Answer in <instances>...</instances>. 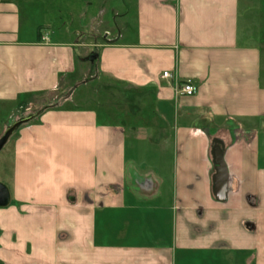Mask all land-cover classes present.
Listing matches in <instances>:
<instances>
[{
  "label": "crops",
  "instance_id": "1",
  "mask_svg": "<svg viewBox=\"0 0 264 264\" xmlns=\"http://www.w3.org/2000/svg\"><path fill=\"white\" fill-rule=\"evenodd\" d=\"M69 1L0 0V264H264V0Z\"/></svg>",
  "mask_w": 264,
  "mask_h": 264
},
{
  "label": "rangeland",
  "instance_id": "2",
  "mask_svg": "<svg viewBox=\"0 0 264 264\" xmlns=\"http://www.w3.org/2000/svg\"><path fill=\"white\" fill-rule=\"evenodd\" d=\"M47 2H48L47 3L48 5L51 4L50 1H47ZM66 2L65 3L60 2L57 5V7L60 6L61 12L65 11ZM91 2L95 4L93 6L94 9L92 11V14H95V15L99 14L100 7L102 9L101 18H99L97 20L98 22H97L96 28L91 29V32L94 33V35H91V36L93 38L98 36L99 39H102V40H104L103 38L107 39V37L109 39L110 38L109 33L111 32V21L113 19L114 12L115 11H121L123 9V6L127 3H126V1L122 2V0H93V1L91 0ZM121 3H124V5L122 4V6H121ZM67 5H71V7H74L75 6V0L69 1L67 3ZM118 5H119V8H114ZM51 9L54 10L53 8H51ZM55 10H56V7H55ZM74 12L76 14V10ZM67 13H68L67 14L68 17H66V21H69L68 25H70L72 22V16H70L69 12H67ZM63 15H64V13H63ZM119 19L121 20V18H119ZM60 20H62V18H60ZM105 42H107V40H105ZM100 81H101L102 86H109V87L111 86L112 87L111 89L116 90L117 92L121 93L124 96L128 95V92L130 91L129 88L118 85V84L112 82V80L105 78L104 76L102 78H100ZM85 89H88V88L84 87V86L76 87V95H79V93L81 91L84 92ZM67 98H70V99L72 98V97H70V92L58 90V91L54 92L53 94L45 96L44 98L40 99V101L38 103L39 107L37 106V107L32 108V110L30 112L29 111L27 112L26 116H30V115L37 113L43 107L54 106L56 104H59L61 101H63L64 99H67ZM42 104H44V105H42ZM20 120H22V119H20ZM20 120H18V121H20ZM11 174L12 173H0V182L6 184L5 183L6 181H4L3 179L9 178L10 176H12Z\"/></svg>",
  "mask_w": 264,
  "mask_h": 264
},
{
  "label": "water",
  "instance_id": "3",
  "mask_svg": "<svg viewBox=\"0 0 264 264\" xmlns=\"http://www.w3.org/2000/svg\"><path fill=\"white\" fill-rule=\"evenodd\" d=\"M31 118H25L11 125L0 138V151L4 148L13 133L23 124L28 123ZM12 196L9 187L0 182V208H6L11 204Z\"/></svg>",
  "mask_w": 264,
  "mask_h": 264
},
{
  "label": "built area",
  "instance_id": "4",
  "mask_svg": "<svg viewBox=\"0 0 264 264\" xmlns=\"http://www.w3.org/2000/svg\"><path fill=\"white\" fill-rule=\"evenodd\" d=\"M162 77L166 79L172 78V74L169 71H167L163 73ZM197 92H198V86L191 79L187 80L182 85H180L178 89L179 95L182 96H194L197 94Z\"/></svg>",
  "mask_w": 264,
  "mask_h": 264
}]
</instances>
